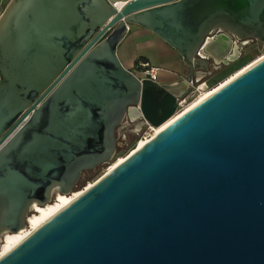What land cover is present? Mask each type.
Here are the masks:
<instances>
[{"label": "water", "instance_id": "95a60500", "mask_svg": "<svg viewBox=\"0 0 264 264\" xmlns=\"http://www.w3.org/2000/svg\"><path fill=\"white\" fill-rule=\"evenodd\" d=\"M131 25L176 50L187 80L126 68L118 45ZM233 36L264 43V0H10L0 15V248L35 205L80 194L0 264H264V57L179 112L209 68L203 56L240 52ZM127 119L171 122L76 190L84 172L114 161Z\"/></svg>", "mask_w": 264, "mask_h": 264}, {"label": "crops", "instance_id": "0c3cea01", "mask_svg": "<svg viewBox=\"0 0 264 264\" xmlns=\"http://www.w3.org/2000/svg\"><path fill=\"white\" fill-rule=\"evenodd\" d=\"M10 0H0V15ZM130 30L118 45V56L123 65L133 70L137 62L144 58L160 67V83L174 84L186 81L189 70L182 56L154 32L137 25L129 26ZM202 78V73L197 74ZM131 122V119H129Z\"/></svg>", "mask_w": 264, "mask_h": 264}, {"label": "rangeland", "instance_id": "374dc122", "mask_svg": "<svg viewBox=\"0 0 264 264\" xmlns=\"http://www.w3.org/2000/svg\"><path fill=\"white\" fill-rule=\"evenodd\" d=\"M263 55H264V43L255 41V42H250L249 44H247L245 46H242V54L238 59H236L235 61L229 63L228 65H225L222 68L216 70L213 74L208 75V76L203 78L202 81L205 83V85L203 86V90H202V91H204L203 93L210 91L211 89L219 87L223 82H225L226 80H228L232 76H235L237 72L241 71L242 69H244L245 67H247L248 65L253 63L254 61L258 60ZM202 81H201V83H203ZM193 100H194V97L189 98L187 104L191 103ZM145 129H146V127L140 129V131L137 133L130 134L126 139V144L121 139L119 140V138H118L119 136L117 135L118 144H119L118 150H117V158L111 163V165L107 164V166L102 167L94 179L87 182L86 185L83 186L82 188L76 189V190H81L84 187H86L87 185H89L90 183H93L94 181H96L119 158L126 157L133 150H135L139 145V142L141 140V137H142ZM55 200H56V198L53 200V202ZM53 202H51V203H53ZM33 214H35V211H33L30 214V216ZM27 228L29 229V224H28ZM3 246H4V239H3L2 247L0 248V253H1Z\"/></svg>", "mask_w": 264, "mask_h": 264}, {"label": "bare ground", "instance_id": "6f19581e", "mask_svg": "<svg viewBox=\"0 0 264 264\" xmlns=\"http://www.w3.org/2000/svg\"><path fill=\"white\" fill-rule=\"evenodd\" d=\"M263 57H264V55L262 57H260L258 60H260ZM258 60L254 61L253 63H251L250 65H248L244 69H242L241 71L237 72L235 76H232L231 78H229L228 80L223 82L219 87L211 89L210 91H207V92L201 94L200 98L197 99L196 101H194L193 103H191L188 107H186L183 112L187 111L188 109H190L194 105L198 104L199 102H201L202 100H204L205 98H207L208 96L213 94L216 90H218L220 87L224 86L227 82H229L230 80L235 78L237 75H239L240 73L245 71L247 68L252 66ZM182 87H183L182 83L177 85V88H182ZM170 122L166 123L165 125H163L161 127L154 128V135L157 134L158 132H160L163 128H165V126L170 124ZM146 141L147 140L140 141L138 147L144 145ZM124 159H125V157L119 158L114 164H112L111 168H113L114 166H116L117 164L122 162ZM78 194H80V191L74 192L71 195L58 194L56 196V200L53 203L47 204L46 206L35 205L34 206L35 214L31 215L28 219L29 229L28 228L24 229V230H22L16 234H6L3 237L4 246L1 250L0 255H4L7 252H9L15 245H17L20 241H22L25 237H27L32 232V230H34L35 228L40 226L47 219H49L51 216L55 215L59 210H61L63 207H65L67 204H69L75 198V196H77ZM2 244H3V242H2Z\"/></svg>", "mask_w": 264, "mask_h": 264}, {"label": "built area", "instance_id": "2783aa9c", "mask_svg": "<svg viewBox=\"0 0 264 264\" xmlns=\"http://www.w3.org/2000/svg\"><path fill=\"white\" fill-rule=\"evenodd\" d=\"M160 67L152 64L150 61L148 60H142L140 59L137 62V66L131 70L135 75H137L141 80L142 79H150L156 82L160 81ZM205 85V83H200L197 86H195L193 88V90L191 91V93L185 98L183 99L180 104V110L179 112L182 113L184 111V109L186 107H188L191 103H193L194 101H196L197 99L200 98L201 94L204 92L203 90V86ZM194 97V100L187 104L188 99ZM154 136V127L152 126H148L146 127V129L144 130V133L141 137V140H149L151 137ZM140 143V142H139Z\"/></svg>", "mask_w": 264, "mask_h": 264}, {"label": "flooded vegetation", "instance_id": "af4514ba", "mask_svg": "<svg viewBox=\"0 0 264 264\" xmlns=\"http://www.w3.org/2000/svg\"><path fill=\"white\" fill-rule=\"evenodd\" d=\"M221 31H216L214 35H218L220 34ZM233 39L239 44V53H235L234 51L231 52V56L233 57L232 59H229L228 57L225 58V60H228L229 63L235 61L236 59H238L241 54H242V46H245L247 44H249L250 42H255L254 40H250V39H246V40H241L238 39L237 37L233 36ZM204 58H207L210 62L209 64V68L207 70L201 69V73H202V80L204 77L213 74L216 70L222 68L225 65H228L225 63L224 59H221L220 62H216L215 61V57L214 56H203ZM201 80V81H202ZM200 81V83H201ZM203 82V81H202ZM199 83V84H200ZM143 126L141 125L140 121H135V122H131L129 121V119H127L123 125H121L118 128L117 131V135L119 136V140L121 139L123 142H125L126 144V139L130 134H134L140 131V129H142Z\"/></svg>", "mask_w": 264, "mask_h": 264}, {"label": "trees", "instance_id": "16d2710c", "mask_svg": "<svg viewBox=\"0 0 264 264\" xmlns=\"http://www.w3.org/2000/svg\"><path fill=\"white\" fill-rule=\"evenodd\" d=\"M141 59H142V60H146V59H144V58H141ZM116 158H117V154H116V156H115V159H116ZM115 159H114V160H115ZM105 166H107V164H102V165L96 167V168L93 169V170H88V171L84 172V174H83V176H82V179H81L80 182L78 183L76 189H80V188H82L83 186L86 185L87 182H89V181H91L92 179H94V178L97 176V174L99 173V170H100L102 167H105Z\"/></svg>", "mask_w": 264, "mask_h": 264}]
</instances>
